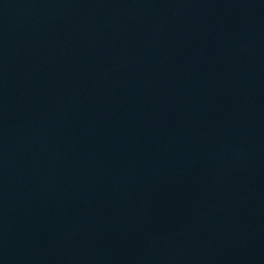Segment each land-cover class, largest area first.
Instances as JSON below:
<instances>
[{
    "label": "water",
    "instance_id": "95a60500",
    "mask_svg": "<svg viewBox=\"0 0 264 264\" xmlns=\"http://www.w3.org/2000/svg\"><path fill=\"white\" fill-rule=\"evenodd\" d=\"M0 264H264V0H0Z\"/></svg>",
    "mask_w": 264,
    "mask_h": 264
}]
</instances>
